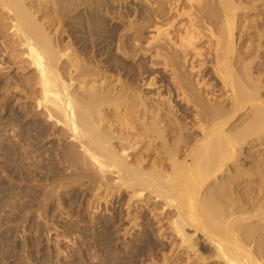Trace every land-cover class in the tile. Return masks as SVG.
<instances>
[{
  "label": "bare ground",
  "instance_id": "obj_1",
  "mask_svg": "<svg viewBox=\"0 0 264 264\" xmlns=\"http://www.w3.org/2000/svg\"><path fill=\"white\" fill-rule=\"evenodd\" d=\"M244 1L0 0V264L38 259L18 226L54 205L74 264H264V0L252 25ZM17 90L35 108L13 112ZM123 212L145 226L122 240Z\"/></svg>",
  "mask_w": 264,
  "mask_h": 264
},
{
  "label": "rangeland",
  "instance_id": "obj_2",
  "mask_svg": "<svg viewBox=\"0 0 264 264\" xmlns=\"http://www.w3.org/2000/svg\"><path fill=\"white\" fill-rule=\"evenodd\" d=\"M169 1V0H168ZM262 0H257L255 3L257 4V8L255 9V10H252V11H250V13H244L243 15H241L240 14V16L238 17V22H239V24H241V25H252V24H254V23H258V22H262L261 20H260V16H258V12H259V10L262 8V6H261V4H263L262 2H261ZM131 3H132V1H131ZM243 3H245V5H249V2H247V0L246 1H244ZM255 3H252L251 4V6L252 7H254V5H255ZM133 4H135L134 6L135 7H137V8H140V10H141V5H140V3L139 2H133L131 5H133ZM116 6V7H115ZM114 8V9H113ZM125 9V7H122V6H120L119 4H116V5H114V6H111V11L114 13H112L111 12V14H113V15H115L117 12H118V10H120V9ZM122 9V10H123ZM187 9V11H189L190 10V7H187V8H185V10ZM133 10H131V12L129 13V15L127 14V13H125L124 15H126L127 16V19L128 18H131V14H133L134 15V13L132 12ZM125 16V17H126ZM140 16V15H139ZM132 17H134V16H132ZM141 19V16H140V18L138 17V20H140ZM207 32V31H206ZM151 35H155V33L154 32H152V33H150ZM207 34L208 35H206L205 37H204V42H203V45L204 44H206V46H208V44H210L212 41H214V39H210V37H209V32H207ZM210 39V40H209ZM212 40V41H211ZM203 47V49H205L206 47L205 46H202ZM9 63V62H8ZM209 63H211V62H209ZM10 65H12V63H9ZM18 70V69H17ZM33 72V71H32ZM17 73V74H16ZM256 75H258V72H256ZM10 76H13L14 77V81L15 82H20L21 81V79H19V78H21V76H19L18 75V72L16 71V68L14 67V68H12V70L10 71ZM151 79V77H149V79H147V80H150ZM160 82V84L162 85V86H160V87H158L156 90H153L151 93H150V95H152V96H154L155 97V95L157 96L158 95V93L160 92V93H162L161 94V97L163 98H157V99H160V101H164V99H165V101H164V104H167V105H165L166 106V108H167V106H168V108H170V104L168 103V99L169 98H166V97H168L169 96V92H168V89L170 88V84H169V81H166V83H165V80H163L162 78H160V79H158ZM168 80H169V78H168ZM14 81L12 82L13 84H15L14 83ZM17 82V83H18ZM168 82V83H167ZM213 82V80H210L209 81V83H212ZM16 85V84H15ZM221 85V84H220ZM219 85V87H218V89L219 88H221L222 86H220ZM169 86V87H168ZM19 89H25L23 86H21L20 84H19ZM160 89V90H159ZM15 91V90H14ZM18 91V90H17ZM17 91H16V93L15 92H13L14 93V97L13 98H10L11 100H10V108H11V106H12V110H13V112L15 111V112H17V111H19V108H20V106H22V105H32V108H35V107H33V106H35V103H29V100L27 99L28 97H27V95L25 94V93H20V91H18V93H17ZM166 96V97H165ZM165 97V98H164ZM16 98V99H15ZM20 99V100H19ZM24 99V100H23ZM25 100L27 101L28 100V102H25ZM23 101V102H22ZM16 102V103H15ZM167 102V103H166ZM20 103H22V104H20ZM26 103V104H25ZM28 103V104H27ZM34 104V105H33ZM175 104H177V102H175ZM13 106L15 107V108H13ZM176 107H178V106H176ZM167 108V109H168ZM15 109V110H14ZM34 111H35V109H33ZM170 110V109H169ZM7 112V113H6ZM5 112V114H4V118L5 117H8L9 116V111L7 110ZM179 118H181L182 119V115H179ZM40 121L42 122V124H44L45 122H43V120L42 119H40ZM192 123H194L193 121H192ZM196 125V127H197V125H199V124H195ZM243 126H241L239 129H241ZM46 129H48V133H49V130H51V128L49 127V128H46ZM46 134V135H48L47 136V139H45V141H43L42 143H43V146H42V148H44V149H47V148H50V146H52V144L53 143H56L55 144V146L54 147H52V149H55L56 148V150L58 149H60L61 148V144L60 143H58V142H55V141H51L50 140V138H52L53 136H51L50 138H48L49 137V134ZM49 139V140H48ZM263 142V145H262V147H264V140L262 141ZM257 143H258V141H251V143L250 144H255V145H257ZM57 145V146H56ZM58 147V148H57ZM259 148V146L257 145L256 146V148L254 149V150H256V149H258ZM248 149L249 148H246V151H248ZM254 150H253V152H254ZM247 153V152H246ZM74 175H76V174H73V176ZM88 182V181H87ZM89 183V182H88ZM88 183H84L85 185H87L88 186ZM50 184H47V186H49ZM94 193V192H93ZM93 193H90V195L88 196V198L87 199H89V203L87 202V200L85 201V206L87 205V207H86V209H78V206L77 205H75V207H74V210H78V214L79 215H82L83 217H84V219L85 220H88L89 219V213H91V205H90V202H94L95 203V198L94 197H92L91 195L93 194ZM91 197V198H90ZM93 200V201H92ZM114 201H115V203H116V200L114 199ZM88 205H90V206H88ZM103 206H105V205H103ZM90 207V208H89ZM106 207V206H105ZM105 207H103V208H105ZM56 210H58L57 209V207H56V205H54L53 206V208H52V211L50 212V213H52V215L51 214H49V215H51L52 217H47L48 219H49V222H48V224H46L45 222H44V220H42L41 221V224L43 225L44 223V225H43V227L44 228H42V229H40V231L38 232V234H36V230H34V228L31 226V224H32V222L31 223H29V224H27V225H25V224H20V226H18V229H19V232L21 233V234H26L27 235V237H28V239L31 237V240H36V243H37V246H38V244H39V250L41 251V253L39 254V257H38V259L36 260L35 258H30V256L29 255H31L32 256V254H30L31 252H30V250H28L27 248H26V250L27 251H24V252H22L21 253V256H19L20 258H22V262H21V264H46L45 263V261L47 260V259H44V258H48V256L49 255H52L51 254V252L53 253V255H52V261L53 262H51V264H56L57 263V261H58V259H62V261H64L65 263H67V264H74V263H76V261L72 258V257H70V258H66V257H64L63 255L65 254V253H67V251L68 252H72V253H70L71 254V256H77L78 255V251H79V247H81V246H83V244H84V241L83 240H81L79 237H77V232L75 231V230H67L66 228V225H69L70 223L71 224H75V222L74 223H72L71 222V219L70 218H66V216H67V214H65L64 212H62V211H59L60 213H58V215L56 214V216L55 217H53V213L55 212V209ZM75 208H77V209H75ZM107 208V207H106ZM110 210H114L113 209V207H110ZM123 210V209H122ZM85 211V212H84ZM86 211H88V212H86ZM104 211L106 212V209H104ZM120 211H121V209H120ZM123 211H125V210H123ZM62 212V213H61ZM82 212V213H81ZM124 213V214H123ZM123 213H121L120 215L121 216H123V218L122 219H120V222H117L118 224L119 223H122V222H124V223H122V224H119V227H120V229H119V232L121 233V234H123V235H121V239L123 238V236L125 237V232L128 230V229H131V231H132V233H134V234H139L140 232H141V230L143 229V227L145 226V222H143V221H141L140 222V224H139V226L140 227H134V226H132V224L131 223H128L126 220H124V218H125V216H126V214H125V212H123ZM64 214V215H63ZM63 215V216H62ZM66 215V216H65ZM100 216H102V217H100ZM98 218L99 219H102V218H105L106 216H103V215H100ZM60 218V219H59ZM124 220V221H123ZM73 221V220H72ZM69 222V223H68ZM63 225V226H62ZM121 225V226H120ZM30 226V227H29ZM65 227V228H64ZM32 230H31V229ZM54 228H55V230H54ZM57 228V229H56ZM128 228V229H127ZM47 229V230H46ZM28 230H30L29 232L30 233H28ZM62 230H64V231H62ZM65 230H67L66 232H65ZM25 231H27V232H25ZM34 231V232H33ZM52 231V232H51ZM33 233H35V234H33ZM65 233V234H64ZM69 233V234H68ZM33 234V235H32ZM41 234V235H40ZM39 235V236H38ZM65 235H67V236H65ZM39 237V238H38ZM19 238V237H18ZM16 239L19 243H22L23 241L19 238V239ZM68 238V239H67ZM69 241V242H67V240ZM123 239H126V237L125 238H123ZM122 239V240H123ZM39 240H40V242H39ZM42 242V243H41ZM50 244V245H49ZM78 245H80L79 247H78ZM50 249H52V250H50ZM68 249V250H67ZM50 250V251H49ZM56 250V251H55ZM59 250V253L57 252ZM60 250H61V252H60ZM65 250H67V251H65ZM63 251H65V253L63 252ZM55 252H56V254H55ZM63 252V253H62ZM43 253V254H42ZM47 253V254H46ZM58 253V254H57ZM24 254V255H23ZM29 254V255H28ZM49 254V255H48ZM55 255V256H54ZM62 255V256H61ZM47 256V257H46ZM59 256H61V257H59ZM56 258V260H55V258ZM158 257L159 258H161V255H158ZM158 258V259H159ZM66 259V260H65ZM161 260V259H160ZM39 261V262H38ZM44 261V262H43ZM148 262H150V260H148ZM59 263V262H58Z\"/></svg>",
  "mask_w": 264,
  "mask_h": 264
},
{
  "label": "flooded vegetation",
  "instance_id": "obj_3",
  "mask_svg": "<svg viewBox=\"0 0 264 264\" xmlns=\"http://www.w3.org/2000/svg\"><path fill=\"white\" fill-rule=\"evenodd\" d=\"M159 259H161V258H159Z\"/></svg>",
  "mask_w": 264,
  "mask_h": 264
}]
</instances>
